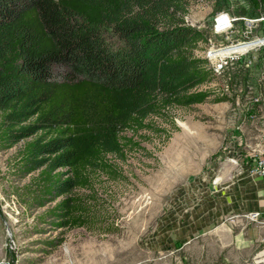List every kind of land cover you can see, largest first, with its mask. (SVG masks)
Segmentation results:
<instances>
[{"label": "rangeland", "instance_id": "obj_1", "mask_svg": "<svg viewBox=\"0 0 264 264\" xmlns=\"http://www.w3.org/2000/svg\"><path fill=\"white\" fill-rule=\"evenodd\" d=\"M250 11L247 0L190 2L188 25L215 47H249L198 88L209 94L205 103L166 108L143 129L123 131L121 155L107 157L108 171L87 172L85 187L49 199L40 171L24 172L25 142L0 147V264H264L263 216L194 237L190 226L197 208H208V177L228 130L242 144L249 135L264 141V46H254L264 23H251ZM219 13L234 20L223 36L213 34ZM68 197L76 221L60 227L53 212Z\"/></svg>", "mask_w": 264, "mask_h": 264}, {"label": "trees", "instance_id": "obj_2", "mask_svg": "<svg viewBox=\"0 0 264 264\" xmlns=\"http://www.w3.org/2000/svg\"><path fill=\"white\" fill-rule=\"evenodd\" d=\"M191 1L214 0H0V147L25 142L24 172L40 171L49 199L108 171L123 131L207 101ZM247 4L257 19L264 0ZM70 201L53 212L60 227L76 221Z\"/></svg>", "mask_w": 264, "mask_h": 264}, {"label": "crops", "instance_id": "obj_3", "mask_svg": "<svg viewBox=\"0 0 264 264\" xmlns=\"http://www.w3.org/2000/svg\"><path fill=\"white\" fill-rule=\"evenodd\" d=\"M262 131L264 132V127L260 130ZM240 138L241 134L229 130L225 135L227 141L223 150L224 158L219 161L218 168L213 167L209 171L211 175L208 177L206 190L208 208H197V219L190 224L194 227L192 237L205 233L207 229L217 228L227 221L236 220L233 224H239V218H245L244 215L259 212L263 208V181L253 173V169L264 141L260 135H249L245 141L250 143L242 144ZM231 156L237 158L235 164L228 162ZM216 179L218 181L214 183Z\"/></svg>", "mask_w": 264, "mask_h": 264}, {"label": "built area", "instance_id": "obj_4", "mask_svg": "<svg viewBox=\"0 0 264 264\" xmlns=\"http://www.w3.org/2000/svg\"><path fill=\"white\" fill-rule=\"evenodd\" d=\"M234 20L229 17L228 14L225 13H219L216 14L213 18V34L215 36H223L226 35L230 29L232 28ZM251 23H264V15L260 18L250 20ZM185 23L187 26V18L185 17ZM189 27L193 28L192 25ZM254 46H264V36L261 39H258L254 42ZM245 45V44H244ZM228 49H231V47H215L212 43V40L207 38L206 47L204 48L202 59L207 61V68L212 71L213 74L215 73H221L224 72L228 66L232 65L235 62V59H238V52L229 51ZM242 55V54H240ZM228 162L231 164L236 163V157L228 158ZM253 173L257 174L263 181V190H262V202H263V208L259 212H253L246 217L248 219L254 221L260 219L262 216H264V146L260 148L258 151L257 160L253 169ZM218 179L214 181L216 183Z\"/></svg>", "mask_w": 264, "mask_h": 264}, {"label": "bare ground", "instance_id": "obj_5", "mask_svg": "<svg viewBox=\"0 0 264 264\" xmlns=\"http://www.w3.org/2000/svg\"><path fill=\"white\" fill-rule=\"evenodd\" d=\"M248 47H249V45H243V46L234 47V48H231V49H228V50L229 51H233V52H238V51H243V50L247 49ZM259 260L260 261H258L257 263H264V253H262L259 256Z\"/></svg>", "mask_w": 264, "mask_h": 264}]
</instances>
